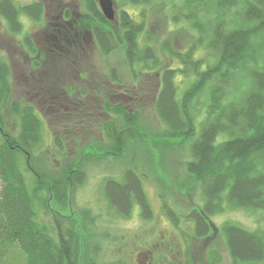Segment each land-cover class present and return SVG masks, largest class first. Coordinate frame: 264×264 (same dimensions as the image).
Here are the masks:
<instances>
[{"label": "trees", "instance_id": "obj_1", "mask_svg": "<svg viewBox=\"0 0 264 264\" xmlns=\"http://www.w3.org/2000/svg\"><path fill=\"white\" fill-rule=\"evenodd\" d=\"M124 1L141 9L139 20L120 10L115 24L103 17L96 0H83L87 17L78 23L103 56L123 53L133 81L138 72L157 76L153 108L160 129L144 127L137 109L103 100L99 139L82 142L75 132L82 120L64 121L61 136L53 135L44 147V117L27 99H11V67L0 56V264H94L88 256L93 243L82 238L91 216L83 210L79 219L71 204L88 167L104 163L123 167L118 178L102 184L109 210L127 218L138 206L140 217L150 220L143 186L148 180L159 189L162 213L182 236L162 175H170L173 164L183 165L203 201L186 215L193 237L206 240L216 231L231 264H264V228L250 231L228 221L216 228L209 221L227 210L260 211L264 221V0H184L171 21L185 23L197 39L183 50L161 45L177 63L170 68L161 67L146 30L144 12L153 0ZM21 15L39 22L44 6L0 0V17L12 35L22 32ZM76 20L65 13L51 28L48 52H57L58 43L68 46ZM23 43L33 57H42L28 35ZM109 72L120 83L114 69ZM81 109L77 115L86 116ZM6 113L15 129L6 125ZM220 263L219 251L210 248L207 264Z\"/></svg>", "mask_w": 264, "mask_h": 264}, {"label": "rangeland", "instance_id": "obj_2", "mask_svg": "<svg viewBox=\"0 0 264 264\" xmlns=\"http://www.w3.org/2000/svg\"><path fill=\"white\" fill-rule=\"evenodd\" d=\"M13 1L18 5L36 1L44 6V15L39 22L20 16V34L12 35L0 17V56L11 67V99L25 98L38 108L41 118L44 117V147L51 146L53 135L61 136L59 125L64 121L79 124L82 120L78 131H75L82 142L99 139L100 125L106 119L101 113L103 100L137 109L146 128L157 130L162 127L153 108L154 94L158 88L157 76L138 72L135 82L121 51L108 56L99 52L93 39L81 32L82 25L78 23L83 19L81 17H87L83 0ZM111 1L113 23L116 24L120 10L128 11L132 16L135 15L134 19L139 20V7L131 6L124 0ZM183 2L184 0H153L145 8L146 30L148 36L155 40L153 46L161 60V67L177 66L162 50L163 43L167 42L173 48L183 50L197 39V33L185 23L174 24L171 21L173 11L183 5ZM65 13L78 19L73 24L79 33L75 28L76 34L68 46L63 47L58 43V51L50 53L47 39L53 33L51 28L65 19ZM27 35L42 57L36 59L29 54L23 43V37ZM35 62L40 66L38 69ZM110 69H114L120 83L115 84L110 80ZM69 86L75 89L71 94L65 92ZM81 108L85 110L86 116L77 115ZM6 117L8 128L15 129L11 116L6 113ZM186 152L188 153V145L180 152L182 161H185ZM153 154H156L155 151ZM170 167V175H162L167 187L165 197L169 206L180 215L179 225L183 236L162 213L159 189L152 182L143 180L153 211L152 218L143 220L138 206H134L130 216L122 218L108 209L102 193L103 181L109 177L118 178L122 165L104 163L88 167L87 180L76 192L71 208L76 217L83 210L88 211L91 216L89 233H86V237L82 234V238L93 243V246L88 245V256L93 259L94 264H207V252L210 248L219 251L220 264H231L220 233L215 231L206 240H196L193 237L192 224L187 222L186 215L191 208L202 205L200 189L186 174L183 165L176 163ZM209 221L216 228L226 221L250 231L264 228L260 211L227 210L211 217ZM82 258L80 255V262Z\"/></svg>", "mask_w": 264, "mask_h": 264}, {"label": "water", "instance_id": "obj_3", "mask_svg": "<svg viewBox=\"0 0 264 264\" xmlns=\"http://www.w3.org/2000/svg\"><path fill=\"white\" fill-rule=\"evenodd\" d=\"M98 7L103 15V17L108 20L112 21L114 19V10H113V3L111 0H97Z\"/></svg>", "mask_w": 264, "mask_h": 264}]
</instances>
